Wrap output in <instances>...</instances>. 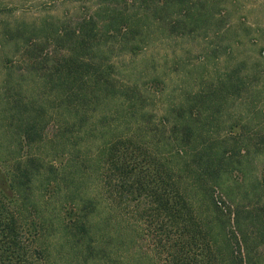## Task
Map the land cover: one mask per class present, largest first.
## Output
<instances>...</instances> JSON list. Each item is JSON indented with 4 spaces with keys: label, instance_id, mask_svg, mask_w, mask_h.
<instances>
[{
    "label": "trees",
    "instance_id": "1",
    "mask_svg": "<svg viewBox=\"0 0 264 264\" xmlns=\"http://www.w3.org/2000/svg\"><path fill=\"white\" fill-rule=\"evenodd\" d=\"M183 1L158 0L155 8L149 11L147 5L135 15L100 4L74 24L2 29L0 46L14 41L15 52L35 75L31 84L7 74L0 82V264H154L151 255L146 259L141 253L131 263L127 250L117 247L129 236L119 240L120 226L118 236L112 234L111 210L95 219L97 197L84 188L98 186L95 174L102 193L119 209L147 197L148 205L133 209L156 233L167 264L254 263L249 251L234 249L217 202H206L208 189L221 184L227 169L220 164L221 151L202 136L206 122L193 113L212 106L215 94H196L187 108H174V137L166 141L150 125L149 97L115 79L114 65L105 63L116 50H141L147 37L141 22ZM187 25L166 27L173 33ZM4 65L11 69L7 61ZM229 79L222 85L238 93L241 77ZM112 106L114 115H106ZM96 113L100 141L97 124H90ZM167 117L161 121L167 123ZM168 145L187 148L197 169L170 165ZM127 153L137 155L129 159ZM184 172L194 181L189 188L180 184ZM194 195L200 203L193 202Z\"/></svg>",
    "mask_w": 264,
    "mask_h": 264
},
{
    "label": "rangeland",
    "instance_id": "2",
    "mask_svg": "<svg viewBox=\"0 0 264 264\" xmlns=\"http://www.w3.org/2000/svg\"><path fill=\"white\" fill-rule=\"evenodd\" d=\"M157 1L147 0L145 5L141 0H0V41L3 28L19 23L36 27L74 24L95 14L100 4L124 9L130 15L142 14L144 7L155 8ZM167 24L190 26L172 33ZM141 27L147 34L143 48L137 53L116 50L106 55L105 63L114 65L115 79L137 86L149 97L146 111L150 125L166 141L171 134L174 137V108H187L196 94H215L212 106L193 113L194 118L206 122L202 136L221 151L220 164L227 169L221 184L208 189L206 202H217L234 249L249 251L253 264H264V0H184L180 6L164 10L161 17L142 21ZM12 44L0 46V82L7 74L12 81L31 84L35 74L29 73ZM49 51L56 53V48L50 46ZM4 61L9 63V71ZM232 74L240 76L243 83L238 93H228L222 85ZM106 115H114L113 106ZM167 115V123H163L161 118ZM98 116L101 114L96 113L90 124H97L94 133L100 141ZM107 121L112 130L115 122L111 117ZM169 147L170 165L178 168L185 163L197 169L198 163L187 148ZM126 155L131 159L137 153ZM95 180L98 186L94 189L84 187L97 197L95 219L106 217L111 210L112 234L116 235L120 226L124 233L117 234L119 240L129 236V242L117 241V247L127 250L131 263L141 253L146 259L151 255L154 264H167L165 253L156 247V233L137 220L133 209L135 204L140 209L148 205L147 197L130 201L126 210L119 209L102 193L96 174ZM192 182L189 172H184L180 184L189 188ZM226 188L231 189L229 194ZM191 199L200 203L195 195Z\"/></svg>",
    "mask_w": 264,
    "mask_h": 264
}]
</instances>
